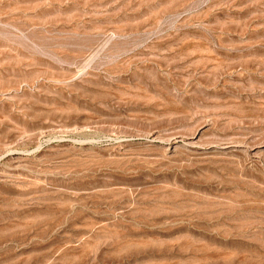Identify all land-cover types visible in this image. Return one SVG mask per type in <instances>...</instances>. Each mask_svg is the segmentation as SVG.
Instances as JSON below:
<instances>
[{"label": "rangeland", "instance_id": "1", "mask_svg": "<svg viewBox=\"0 0 264 264\" xmlns=\"http://www.w3.org/2000/svg\"><path fill=\"white\" fill-rule=\"evenodd\" d=\"M0 264H264V0H0Z\"/></svg>", "mask_w": 264, "mask_h": 264}]
</instances>
